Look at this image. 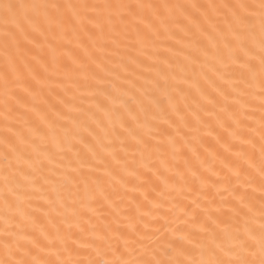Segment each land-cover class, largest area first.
<instances>
[{
	"label": "snow or ice",
	"instance_id": "snow-or-ice-1",
	"mask_svg": "<svg viewBox=\"0 0 264 264\" xmlns=\"http://www.w3.org/2000/svg\"><path fill=\"white\" fill-rule=\"evenodd\" d=\"M0 108V264H264V0H0Z\"/></svg>",
	"mask_w": 264,
	"mask_h": 264
},
{
	"label": "bare ground",
	"instance_id": "bare-ground-1",
	"mask_svg": "<svg viewBox=\"0 0 264 264\" xmlns=\"http://www.w3.org/2000/svg\"><path fill=\"white\" fill-rule=\"evenodd\" d=\"M72 2H79V0H72ZM91 2H101V0H91ZM132 2H135V0H132ZM152 2H161V0H152ZM169 2H191V0H169ZM195 2L207 3L209 0H195ZM0 110H2V108H0ZM137 199H140V197H137Z\"/></svg>",
	"mask_w": 264,
	"mask_h": 264
}]
</instances>
